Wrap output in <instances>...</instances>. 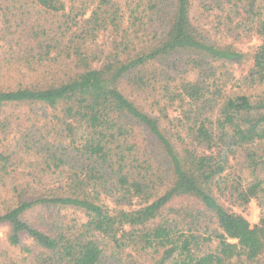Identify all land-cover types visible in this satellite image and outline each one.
Masks as SVG:
<instances>
[{
	"label": "trees",
	"instance_id": "trees-1",
	"mask_svg": "<svg viewBox=\"0 0 264 264\" xmlns=\"http://www.w3.org/2000/svg\"><path fill=\"white\" fill-rule=\"evenodd\" d=\"M1 225L0 264H264V0H0Z\"/></svg>",
	"mask_w": 264,
	"mask_h": 264
},
{
	"label": "rangeland",
	"instance_id": "rangeland-1",
	"mask_svg": "<svg viewBox=\"0 0 264 264\" xmlns=\"http://www.w3.org/2000/svg\"><path fill=\"white\" fill-rule=\"evenodd\" d=\"M110 37L107 36L106 33H102L98 36L97 41L93 44V48L96 51L100 50H106L109 47ZM240 50L243 52L244 57L241 62L234 63L231 65L234 74L236 77L243 76L247 74L249 71L251 62H252V53L254 51V48L259 43V40L256 36H248L245 38H242L241 40L234 42ZM229 206L230 210H234L237 212L242 213L252 224L259 221L260 217L262 216V211L260 207L258 206L257 202L255 200H251L246 207L243 210H239L236 207L230 206L229 204H226ZM8 232V227L6 225L0 226V245L8 249L9 251H12V248L7 244L6 235ZM26 244L31 245L36 251L37 248L32 245V241L28 238H25ZM216 246V241H212L208 244H205L203 246V250H213ZM234 264H239L237 261H235ZM253 264H262V258H260L257 262H254Z\"/></svg>",
	"mask_w": 264,
	"mask_h": 264
}]
</instances>
